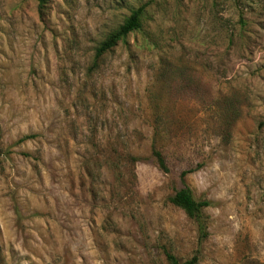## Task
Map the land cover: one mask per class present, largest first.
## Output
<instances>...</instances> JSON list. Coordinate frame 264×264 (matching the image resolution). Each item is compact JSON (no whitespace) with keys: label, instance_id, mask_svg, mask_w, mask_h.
<instances>
[{"label":"clouds","instance_id":"1","mask_svg":"<svg viewBox=\"0 0 264 264\" xmlns=\"http://www.w3.org/2000/svg\"><path fill=\"white\" fill-rule=\"evenodd\" d=\"M0 264H264V0H0Z\"/></svg>","mask_w":264,"mask_h":264}]
</instances>
